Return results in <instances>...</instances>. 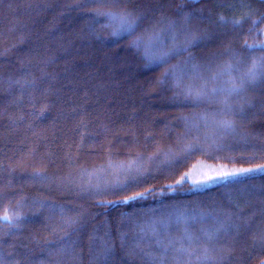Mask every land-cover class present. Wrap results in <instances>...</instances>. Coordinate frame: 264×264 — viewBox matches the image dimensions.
Returning a JSON list of instances; mask_svg holds the SVG:
<instances>
[{"label": "trees", "instance_id": "16d2710c", "mask_svg": "<svg viewBox=\"0 0 264 264\" xmlns=\"http://www.w3.org/2000/svg\"><path fill=\"white\" fill-rule=\"evenodd\" d=\"M200 160L264 164V0H0V264H264Z\"/></svg>", "mask_w": 264, "mask_h": 264}, {"label": "rangeland", "instance_id": "374dc122", "mask_svg": "<svg viewBox=\"0 0 264 264\" xmlns=\"http://www.w3.org/2000/svg\"><path fill=\"white\" fill-rule=\"evenodd\" d=\"M262 166H264V164L256 165V166H246V167H230L223 164H214L211 162L200 160L196 162L189 169V171L185 175V179L193 187H204L211 185L215 182L224 180L226 178L234 177V176H225L223 175L224 173H229V172L239 173L241 169H253V171L251 172L264 171V167ZM244 173H249V172H244Z\"/></svg>", "mask_w": 264, "mask_h": 264}, {"label": "snow or ice", "instance_id": "6c2138e0", "mask_svg": "<svg viewBox=\"0 0 264 264\" xmlns=\"http://www.w3.org/2000/svg\"><path fill=\"white\" fill-rule=\"evenodd\" d=\"M236 23L239 24L240 22L236 21ZM262 167H264V166H262ZM251 171H253V169H241L239 173H237V172H229V173H224L223 175H225V176H235V175H238V174H241V173H244V172H251ZM129 199H136V197H130ZM0 220L8 221V220H10V217L7 214H5L4 216L0 217Z\"/></svg>", "mask_w": 264, "mask_h": 264}]
</instances>
